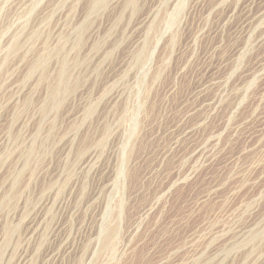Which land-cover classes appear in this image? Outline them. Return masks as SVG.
Wrapping results in <instances>:
<instances>
[{
	"label": "rangeland",
	"instance_id": "obj_1",
	"mask_svg": "<svg viewBox=\"0 0 264 264\" xmlns=\"http://www.w3.org/2000/svg\"><path fill=\"white\" fill-rule=\"evenodd\" d=\"M0 264H264V0H0Z\"/></svg>",
	"mask_w": 264,
	"mask_h": 264
}]
</instances>
